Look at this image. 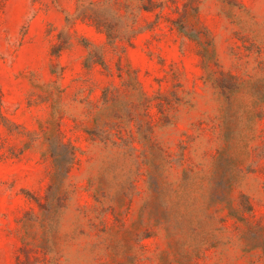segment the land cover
Here are the masks:
<instances>
[{
    "label": "rangeland",
    "instance_id": "obj_1",
    "mask_svg": "<svg viewBox=\"0 0 264 264\" xmlns=\"http://www.w3.org/2000/svg\"><path fill=\"white\" fill-rule=\"evenodd\" d=\"M93 1L0 0V264H264V0Z\"/></svg>",
    "mask_w": 264,
    "mask_h": 264
},
{
    "label": "trees",
    "instance_id": "obj_2",
    "mask_svg": "<svg viewBox=\"0 0 264 264\" xmlns=\"http://www.w3.org/2000/svg\"><path fill=\"white\" fill-rule=\"evenodd\" d=\"M96 6V2L93 0H78V4L76 7V12H75V18L80 19L82 21H87V22H92L94 21L95 27L98 29H103V31L106 34L107 37V42L111 45H117V40L119 39V36L114 32L115 31V25H110L109 23L106 22L105 18L103 17L102 14H100L97 10L94 9ZM131 37L128 38L127 41H130ZM71 43L70 40L64 41L62 44L59 45H53L51 47L52 53L54 55L58 56L60 52L67 47ZM103 54L101 55L100 64L105 65L104 62V50H102ZM87 61L93 63L94 60H92L91 52L88 53ZM1 106H2V98L0 95V115H2L1 111ZM16 264H22L21 260L17 257V262Z\"/></svg>",
    "mask_w": 264,
    "mask_h": 264
}]
</instances>
